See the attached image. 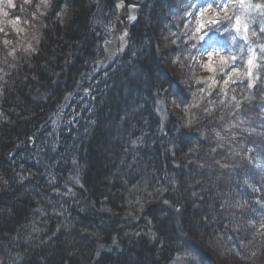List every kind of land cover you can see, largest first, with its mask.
<instances>
[{
    "label": "trees",
    "instance_id": "obj_1",
    "mask_svg": "<svg viewBox=\"0 0 264 264\" xmlns=\"http://www.w3.org/2000/svg\"><path fill=\"white\" fill-rule=\"evenodd\" d=\"M190 1L0 0V264H264V0Z\"/></svg>",
    "mask_w": 264,
    "mask_h": 264
},
{
    "label": "rangeland",
    "instance_id": "obj_2",
    "mask_svg": "<svg viewBox=\"0 0 264 264\" xmlns=\"http://www.w3.org/2000/svg\"><path fill=\"white\" fill-rule=\"evenodd\" d=\"M203 1L204 0H191L189 5H188L187 11L184 12V14H183V17H185L186 19L190 20L193 23V26L195 27L193 33L187 37V38H193L195 40V43L198 42L196 40H199V39H201V41H204L205 36H206L205 35L206 33H204L206 31V28L202 24L203 23L202 22L203 16L208 18V20H210L211 18L216 17V16L217 17H221L220 15H218L220 13H218V11L216 10V6H213V5H210V4L209 5L208 4L204 5L203 9L201 11V3ZM198 3H200V4H198ZM118 10H119V16H124L125 15L127 17V13L124 10V8L119 9V7H118ZM238 18H239V14H238ZM215 20H216L215 18L213 20L211 19L208 22V23H210L209 25H213L214 23L212 21H215ZM230 22L232 24V27L238 28L239 25H240V23L237 24V21H231L230 20ZM225 23L228 26H231V25H229V20H227ZM240 30L244 33L243 29H240ZM213 59H214V57L211 56V55H207V56L206 55H200L199 56V63L200 64H204V66L208 70H210V69H212L211 68V66H212L211 61ZM209 67H210V69H209Z\"/></svg>",
    "mask_w": 264,
    "mask_h": 264
},
{
    "label": "water",
    "instance_id": "obj_3",
    "mask_svg": "<svg viewBox=\"0 0 264 264\" xmlns=\"http://www.w3.org/2000/svg\"><path fill=\"white\" fill-rule=\"evenodd\" d=\"M141 0H120L119 9L126 8L127 20L132 22L136 18L138 4ZM126 35L123 30V22L118 19L114 25L113 36L110 40L102 44V60L97 64V72L103 73L111 67L117 60L121 39Z\"/></svg>",
    "mask_w": 264,
    "mask_h": 264
},
{
    "label": "snow or ice",
    "instance_id": "obj_4",
    "mask_svg": "<svg viewBox=\"0 0 264 264\" xmlns=\"http://www.w3.org/2000/svg\"><path fill=\"white\" fill-rule=\"evenodd\" d=\"M220 9L223 11L227 10V0H223V2L220 5ZM213 23H218V21H212ZM237 24H239V20H237ZM223 30V29H222ZM239 29L237 28V31ZM245 31H247V28L245 27ZM233 59H235V57H233ZM249 64H251V60H249Z\"/></svg>",
    "mask_w": 264,
    "mask_h": 264
},
{
    "label": "bare ground",
    "instance_id": "obj_5",
    "mask_svg": "<svg viewBox=\"0 0 264 264\" xmlns=\"http://www.w3.org/2000/svg\"><path fill=\"white\" fill-rule=\"evenodd\" d=\"M127 17H128V15H127Z\"/></svg>",
    "mask_w": 264,
    "mask_h": 264
}]
</instances>
